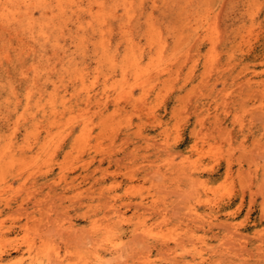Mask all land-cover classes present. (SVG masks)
<instances>
[{"label": "rangeland", "instance_id": "obj_1", "mask_svg": "<svg viewBox=\"0 0 264 264\" xmlns=\"http://www.w3.org/2000/svg\"><path fill=\"white\" fill-rule=\"evenodd\" d=\"M146 3L149 5L151 1ZM209 7L210 26H213L215 19L218 18V28H221L220 32L223 33L220 34L222 40L216 49H210L211 43H205L200 50L193 44L190 45L192 49L190 47L188 53L186 50L189 46L186 44L176 47L178 49L174 52L175 47L172 45L168 56L166 55L168 58L166 59L165 56L162 61L156 59L154 64H150L151 56L147 50L144 66L148 63V68L154 71L147 91L143 87L140 88L132 76L124 80L121 69L114 71L105 60L102 63L103 67L98 72L92 71L86 80L87 85H92L96 81L97 84L93 87L96 92H100L106 83L112 93L113 89L122 87L127 90L136 88L133 90L134 97L131 102L125 100L120 104L109 102L107 107L95 102L88 109L89 112L92 111L90 114L88 111H82L85 116L80 115L81 111L76 113L79 107L76 105V98L72 96L74 91L69 83V74H63L60 63L66 62L69 58L64 54L63 49L59 48L55 52L49 49L48 57L51 58L49 64L57 65L58 70L52 74L53 78L48 83V92H53L54 81L58 83L61 75L65 77V83L70 84L69 91H65V88L59 90L62 92L61 96L67 98L68 106L72 110H68L66 116L59 119L61 123L56 125L41 117H39L41 123H0V136L3 138L13 137L16 142L25 146L28 143L34 144L28 152L29 160L37 159L42 154L44 157L54 158L53 169L56 174L63 168L67 171L71 168H75L77 172L82 171L90 164L99 177H106L98 186L97 220L102 228L108 226L111 228L109 234H103V240L110 236L109 241L118 244L119 248L114 250V254L111 252L113 248L107 246L100 248L101 254L107 257L106 264H115V262L117 264H264V99L259 95L260 92H264V0H212ZM157 14L160 16V13ZM174 18L169 16L167 23L175 22ZM67 48L70 49L68 55L75 50L73 46ZM88 50V63L97 67L95 58L98 54H102V50L93 45L89 46ZM124 50V47L120 48L122 55ZM213 51L216 53L214 54ZM190 52L192 56H189ZM181 53L192 59L179 56ZM72 57L76 58L79 68L84 67L80 59L82 54L78 59V54ZM215 57L217 58L214 59ZM186 58L189 61H184L187 60ZM183 61L185 66L181 63ZM173 62L174 64H171ZM209 63L217 66H213V69ZM208 65L210 66L207 68ZM167 67L171 68V73ZM162 70L166 73L159 75V71ZM96 75L99 77L98 80H95ZM239 83L244 84L245 87ZM144 100L146 102H143ZM139 102L142 107L139 106ZM140 107L142 110H138ZM82 108H85V105ZM89 118L93 121L91 122ZM84 122L92 125L90 134L85 135L84 138L88 141L87 144H92L90 148L82 146L83 142H79L81 144L78 146L76 144L83 133ZM103 122L107 128H103ZM49 125L60 127L54 129L48 137L45 127ZM37 127L39 131L36 130ZM112 141L114 145L111 144ZM46 142L49 143V147L46 150L40 149ZM94 143L96 146L93 145ZM100 145L103 150L96 152ZM124 154L125 157L121 158ZM81 163L83 164L80 165ZM152 165L158 166L152 167ZM47 166V163L31 162L23 168L27 171L34 168L40 171ZM154 169L157 173L159 171V175L152 174L156 173ZM20 182L19 179H14L12 188L7 191V195H4L5 199L10 197L14 202L13 208H5L0 215V227L9 233L6 236L7 240L9 239V241L5 240L6 245L3 246L5 243L0 242L4 243L0 244V256L2 255L0 259L4 261L3 264H21L27 245L38 233H43L40 235H44L45 242L47 241L51 248L50 256L53 257L48 258L49 261L46 259V264L48 262L85 264L84 252L90 247L85 243L92 241L90 236L89 240L83 238L90 228L89 221L81 218L73 219L76 227L73 231L76 233L72 231V234H76L74 235L76 237L78 233L80 236L81 229L84 234L81 233L83 239L78 240L82 242L72 243L79 239V237L72 239L74 237L69 236L72 229L70 215L72 217L75 214H68L62 208L59 209V204L54 209L56 212H42L48 214L46 216L39 212L34 213L33 209L29 211L25 209L27 212L16 209L19 213H11L17 208L15 199H19L25 192H21ZM105 200L107 203L104 202ZM142 201L144 205L140 207ZM113 204L115 206L111 208L110 205ZM114 209L121 210L124 218L116 217L113 213ZM59 212L61 215L58 214ZM20 213L25 216H22L21 220L18 219ZM40 215L45 216L47 221L42 222L43 217L40 218ZM64 215H67L66 218L71 222L65 219ZM54 216L56 221L51 218ZM57 216L61 222L57 221ZM110 219L112 221H109ZM48 220H51L53 225L58 224L62 227L61 230H69L68 235H65V231H60L62 236L58 234L57 237H53L60 227H53L47 223ZM26 221L29 222L28 233V230H21V224ZM36 222L44 227L35 228ZM49 226L54 230L56 227L59 229L44 233L46 229L50 230ZM11 227L14 231H10ZM33 227L37 230V234ZM77 227L80 229L77 230ZM32 230L35 233V236L32 234L33 237L30 235ZM25 233L27 237L24 238ZM135 233L136 237H134ZM48 234L52 238L46 237ZM88 235L86 234L87 238ZM69 238L72 241H68ZM36 239L39 240L38 237ZM50 241L60 242L57 244ZM14 244L15 246L21 244V250L13 249ZM164 246L166 248H163ZM120 253L122 257H117ZM108 257L113 260L110 261ZM144 259L147 262H144Z\"/></svg>", "mask_w": 264, "mask_h": 264}, {"label": "bare ground", "instance_id": "obj_2", "mask_svg": "<svg viewBox=\"0 0 264 264\" xmlns=\"http://www.w3.org/2000/svg\"><path fill=\"white\" fill-rule=\"evenodd\" d=\"M148 1L149 0H0V123H41L39 117L45 120H50V123H54L55 125L57 123L58 124L61 123L59 119H62L64 115L66 116V112L72 109L68 106L67 98L64 95L61 96L62 92H60L59 89L65 88L64 89L65 91H69V85H70L69 83H71L74 91L72 96L76 98V105L79 107L78 112L76 111V113H79V111L81 112L88 111V109H90L92 104L95 102L96 103L98 102V104L102 103L103 106L105 105L104 107H107L109 102H115L117 104H120V102L123 100L127 102H131L134 97L133 90L136 88L132 90H127L124 89L123 87L118 89H113L111 87L114 90V92L112 93L108 83L105 84V86L100 92L98 91L96 92V90L93 88L97 84L96 81L92 85H87L86 80L92 74L91 72L92 71L98 72V70H100L103 67L102 66L103 60H105L107 64L109 63L114 71L120 68L124 80H127L129 76H132L134 77L133 80H135V82L140 85V88L143 87L145 88V91H147L148 84L152 80L153 77L152 74L154 72L148 68L149 66L148 63L146 64L147 66L145 65L146 67L144 66V58L147 50L149 51V55L151 56L150 57L151 61L149 62L150 64H154L155 63L154 61H156V59L158 61H162L163 59L168 58L167 54L170 50V47H172V45L175 47L174 52H176V50L179 47L185 46L187 44L189 46V49L187 48L186 51H188L189 53V50L192 49L193 44L194 46H196V48H198V50H200V48L205 43H211L210 49L213 50L216 49V46L220 43V40H222L220 35L222 33L220 32L221 28H218L219 23H217L219 21L218 18L215 19L214 16L213 18L215 19V23L214 24L212 23L213 26H210L211 15L208 7H209V3L212 0H150L151 4L147 5L148 3L146 2ZM161 4L164 6H161ZM222 4H224V2ZM220 8H222V5L220 6ZM218 11L217 14L218 13L220 14V11L219 12ZM167 12H169L170 14H167ZM157 13H160V16H158ZM169 16L172 17L174 16L175 17L174 19H176V21L175 22L171 21L168 24L166 20ZM91 45H93L96 48L99 47L102 50V54H98L97 58H95L96 59L95 61H97L96 63L98 64L97 67L96 66L94 67L93 64H89L87 61V56L89 53L88 49L89 46ZM68 46L69 47L73 46L75 49L71 55H68L70 51V49L67 48ZM121 47L125 48L124 55H122L120 52ZM59 48L63 49L64 54L67 56V58H69L68 60L66 59L67 60L66 62L61 61L60 63L62 70L64 71L63 74L68 73L70 81L68 84H66L65 77L61 75L60 80L58 82L60 84L54 81L53 82L54 90L52 93H49L48 83L52 80L53 78L52 74H54V71L58 70V68L57 65L55 64L53 65L49 64L51 58L48 57V50L53 49V52H55ZM215 53L216 52H214V54ZM76 54H78L79 56L77 57V59L80 58V55L82 54V58L80 59H82L81 63H83L84 67L79 68V63H76L77 61L76 58L72 57L75 56ZM182 54L183 53H181V55L179 56H185ZM190 55L191 52L189 56ZM189 56L187 55L185 57L191 58ZM214 56H218V54ZM121 57L122 59L120 60ZM216 58L217 57H215L214 59ZM177 59H179V57ZM184 61L187 62L189 61V59ZM184 61L181 62L182 65ZM213 62L216 63L217 61H213ZM168 63L169 61H167V64ZM171 64H174V62ZM209 64L212 65L211 63ZM210 65H208L207 68ZM215 65H212L211 67L213 68V66ZM177 66L175 68H177ZM183 66H185V63ZM160 67H158V69ZM179 68L184 69V67H179ZM167 70L168 71L170 70L169 73L172 72L171 68L167 67ZM163 71L164 70H162L161 72L159 71L158 74L160 75L161 73H166ZM96 76L97 77H95L96 78L95 80H98L97 78L99 77L98 75ZM239 84H241V86L242 85L244 86V84L242 83ZM136 87H138V85ZM255 92L259 93L260 90H255ZM260 93L259 95L261 96V99H264V95H263L264 92L261 94ZM258 98L260 99V97ZM143 102H146V100H144ZM84 105L85 108H82V106ZM140 105L142 107V104H140L139 102V106ZM141 107L137 109L142 110ZM91 112H89L88 114H90ZM82 113H80V115L85 116V113L84 114ZM99 113L102 114V112ZM96 114L97 112L95 113V115ZM104 118L105 117H103V119ZM91 120L92 119H90V121ZM90 123L84 122L82 124L83 126L84 125L85 126L82 129L83 133L81 134V137L77 139V143H76L77 146L81 144L79 142H83L82 146L86 148L92 145L91 143L87 144L88 141L84 139L86 138L85 135H89L92 130V125ZM95 123L93 125H95ZM98 124L102 125L100 123ZM105 125L106 124H104L103 122V128H107ZM59 127L54 125H49L45 127L48 137L51 136L54 129L56 128L59 129ZM36 130L39 131L40 130L39 127H37ZM10 131L12 132V130ZM113 142L114 141H112L111 144H113ZM36 144L38 145L39 143ZM93 145H95V143ZM101 145L103 146L104 144L102 143ZM101 145L99 146L100 148ZM32 146H34V144L31 143H28L27 146L20 145L18 142L15 141V139H13V137L11 139H5L3 138V136H0V215L5 211V208H13L14 200L9 197L10 195L7 196L9 198L5 199L4 195L7 193L9 189L12 188L13 180L19 179L21 181L20 182L21 192L24 191L25 192L24 195L21 197L18 195L20 197L19 199H15V204L17 208H15L14 209L15 211L13 210L14 212L11 213H19L16 212L18 209L20 210L22 209V211L25 209H27V211L33 209L34 213L37 212L42 213L44 211H48L49 213L50 212L52 213V212H56L54 211V209L59 204L60 206L59 209L62 208L63 210L67 211L68 214L71 213L75 214L76 217L74 215H72L71 217L70 215L72 222L70 221V219L66 218L68 217L67 215L66 216L64 215V218L71 222L72 226L70 227L72 229L69 227L71 229L70 232L69 230L66 231L67 229L61 230L62 227H60L58 224L53 225L52 221L48 220L47 223L53 225V227L55 226L60 227V229L56 227L55 230L59 229V231H55L54 229H52V227L49 226L50 230L46 229L45 232L44 231L43 232L46 234L48 231H49L48 233H51L52 231L57 232L56 235L55 234L53 235V237H57V235L61 233L60 231L63 232L65 231L66 236L68 235L67 232H69L71 234L69 236H71V238L74 237L72 239L79 237V239H77L76 241L75 240L72 241L70 240L71 238H69L68 241H72V243L73 242L76 243L78 242V240L83 238H85V240H89V238L91 237L90 240L92 241L89 243H85L88 246L90 245V247H87L84 252L86 259L84 263L106 264L105 258L107 257H104L103 254H101L100 248H103L104 246L113 248V250L111 251L113 254L115 253L114 250H119L118 244L109 241L111 238L110 236L106 237L105 240H103V234L104 233L109 234L111 232L110 230L111 228L109 226L102 228L99 225V220H97L98 206L96 205V201L99 195L98 186L102 184V182L106 177L105 178L99 177L97 175V171L95 170V168H93L94 170H92L90 164L84 167L85 168L84 170L78 172L75 170V168H71V170L67 171L62 167L63 169L61 170V172L56 174V172L53 169L55 167L53 166L54 158L44 157V154H42L37 159L29 160L28 152L30 149L33 148ZM75 146H73V148L76 149L77 146L76 147ZM47 147H49V143L46 142L43 146H41L40 149L46 150ZM79 147L84 149L81 146ZM103 147L101 149L97 148L96 152L102 151ZM68 154L71 155L70 153ZM124 157L125 154L121 158ZM118 161H116V163ZM31 162L32 163L41 162V164L47 163L48 166L46 169H42L40 171L34 170L35 168L33 170L30 169L29 171H27L25 168H23L26 167ZM82 164L83 163H81L80 165ZM153 166L155 165H152V167ZM151 172L152 171H150L149 174H151ZM155 172L156 173H152V174H154L155 176L156 174L159 175V171L158 173L157 170ZM104 202H106V200ZM142 205H144L143 201L140 203V207ZM110 206L111 208H114L115 204ZM114 210L115 211H113V213L116 215V217L124 218L123 215L124 213L122 214L121 210L120 211L116 209ZM23 214L27 215V213H23ZM58 214H60V212ZM46 215L48 214H45V216ZM60 215L58 216L60 217ZM22 216H23L22 213H20L18 219L21 220L20 218ZM45 216L40 215V218L43 217L42 222L47 221L45 220ZM47 217L49 218V216ZM59 217L57 218V221L61 222V219L59 220ZM51 218H53V221H56L54 219L55 216ZM78 218L89 221L90 223L89 226L90 228L88 229L89 235L88 233H86L88 235V238L86 237V234L85 236L83 235V238L81 237L82 236L81 233L84 234V231L82 229L80 230L81 231L80 236L78 235V233L76 237L74 236L76 234L74 235L72 234L73 232L76 233V231H73V228L76 229L73 219L76 220ZM35 221L36 220H34L33 222L35 223ZM109 221L112 220L110 219ZM37 222L35 228H40L41 226L42 229L44 225L43 227L42 225L39 226L40 223ZM3 224L4 223H2V225ZM21 225H22L21 226L22 231L24 230L27 231L29 229L28 228L29 222L26 221ZM35 228H34V232L37 234V230ZM79 229L80 228H78L77 230ZM12 230L14 231L13 227H11L10 231ZM28 232L29 230L27 231V233ZM34 232L32 230L31 234L29 233L31 237H33L32 234L35 236ZM27 233L24 234L25 235L23 236L24 238L27 237L26 236ZM8 234L9 233L4 231L3 228L0 227V242L3 241L5 243L6 241H9V239L7 240L8 237H6ZM40 234L43 233H38V235H36V237H38L39 240H37L36 237H33L34 239L31 238L32 240H30L29 244L27 245L28 246L27 251L23 253V256L21 258L22 259L21 264H46L45 260L46 259L48 260V258L50 259V257L51 258L53 257L50 256L51 251L49 250H51V248L48 245V242L47 241L45 242V239L43 237L44 235L42 236ZM60 235L62 236V234ZM5 237L6 239L3 240V238ZM46 237L50 238L51 236H49L48 234ZM60 237L58 236V238ZM134 237H136V233ZM21 239L24 240L22 237ZM49 240L52 241L53 239H49ZM51 241L50 243L54 242L58 244V242L63 240L53 241V242ZM101 241L102 243H100ZM2 243L0 244L3 245L4 243L3 244ZM5 245L6 243L3 246ZM20 245L15 246L14 244L13 249H15L16 251H20L21 250ZM82 245L83 244H81V246ZM54 247H55L54 249L57 250V247L56 246ZM163 248L166 247L164 246ZM106 249L107 248H105V250ZM117 254H119L118 251ZM121 254L122 253H120V255L117 257H120ZM146 254L147 252L144 254V256H146ZM0 257H2V255ZM55 257H57V254L55 255ZM108 258L110 259V257ZM201 258L203 261V257ZM111 259L110 261L113 260ZM145 260L146 259H144V262H147ZM110 261H108V263H110ZM3 262L4 261L0 259V264H3ZM50 263L51 262H48L47 264ZM115 264L117 263L115 262Z\"/></svg>", "mask_w": 264, "mask_h": 264}]
</instances>
